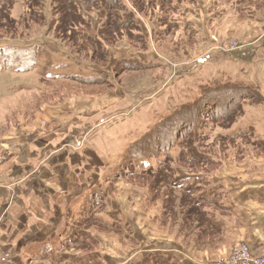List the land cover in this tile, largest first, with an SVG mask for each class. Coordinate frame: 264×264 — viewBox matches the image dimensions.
Returning a JSON list of instances; mask_svg holds the SVG:
<instances>
[{"label": "rangeland", "instance_id": "obj_1", "mask_svg": "<svg viewBox=\"0 0 264 264\" xmlns=\"http://www.w3.org/2000/svg\"><path fill=\"white\" fill-rule=\"evenodd\" d=\"M2 1L0 137L22 122L33 125L45 108H72L75 113L54 122L51 132L62 140L58 135L66 138L81 124L79 138L95 173L94 193L111 194L108 200L96 199L97 207L118 216L116 208L127 204L135 226L147 237L175 242L200 263L250 250L247 238L238 237L242 230L234 214L215 207L194 213L217 215L229 222H224L231 225L228 231L213 229L203 220L189 227L183 217L188 198L180 206L181 192L171 193L156 177L158 172L168 174L161 165L170 159L167 169L179 179L191 180L188 177L198 171H207L209 179L228 175L264 179V147L246 139L216 137L251 131L253 138L264 141V0H174L173 9L163 0H121L114 13H125L121 8L132 11L133 27H106L105 16L98 20L93 8L89 15L94 25L88 29L101 41L77 43L84 48L60 31L57 16L62 10H56L53 1L37 3L30 19L22 15L24 0H13L14 6L3 10ZM23 84L28 88L17 95ZM228 86L236 90L234 105L244 109L231 124L224 119L228 108L221 111L230 93H223L211 98L223 96L216 111L206 106L205 113L184 120L175 130L169 125L154 135L160 122L184 104ZM75 115L79 119L74 120ZM199 143L208 144L202 151ZM182 150L189 153L188 159L210 155L212 162L184 167L185 162H174ZM87 176L91 178L89 167ZM87 228L114 237L119 248H132L113 229L91 221ZM251 255L262 257L264 251Z\"/></svg>", "mask_w": 264, "mask_h": 264}, {"label": "crops", "instance_id": "obj_2", "mask_svg": "<svg viewBox=\"0 0 264 264\" xmlns=\"http://www.w3.org/2000/svg\"><path fill=\"white\" fill-rule=\"evenodd\" d=\"M21 88L17 95L28 86ZM72 113L69 107L45 108L33 125L22 122L0 137L6 154L0 165V263L207 264L175 242L147 237L127 204L116 208L118 216L96 206V199L108 200L111 194L94 193L95 173L79 138L81 124L66 138L58 135L62 140L51 132L54 122ZM173 178L179 186L186 180ZM186 189L201 202L217 198L241 226L238 237L247 238L253 253L264 251V179L228 175L200 183L192 177ZM90 221L117 231L132 248H119L114 237L90 232Z\"/></svg>", "mask_w": 264, "mask_h": 264}, {"label": "trees", "instance_id": "obj_3", "mask_svg": "<svg viewBox=\"0 0 264 264\" xmlns=\"http://www.w3.org/2000/svg\"><path fill=\"white\" fill-rule=\"evenodd\" d=\"M3 1H5L3 3ZM1 3V7L2 10L6 9L7 7H12L14 6L13 4V0H3ZM36 1V2H35ZM24 0L23 2V11H22V15L24 16L25 19H30L34 16V13L36 12V10L34 9V6L37 3H40L42 0ZM53 1V6L56 7V10L61 9V13L62 15H60V17L57 16V21L60 23V31L61 32H66L69 35V37L71 38V40L77 44H80V41L82 42L81 44L86 46L85 42L90 41V43H97L101 41V37L98 33L91 31L92 29H88L89 27L94 25V19L92 15H89V13L92 11H94V9L97 10V17L98 20H101L102 17H104V20L102 22V25L104 26H108V25H112V27L118 29H131L130 27H133V22H134V15L132 13V11H129L127 13V11L121 7V8L125 13H121V15H118L117 13H114V9H116L119 4L121 3V0H51ZM166 3H168L170 5V8H174L172 5H177L176 2L174 0H163ZM94 8V9H93ZM118 9V8H117ZM113 10V11H112ZM37 11L38 8H37ZM112 13H114V19L115 21H112L111 19V15ZM171 17V16H170ZM169 17V19H170ZM166 18H168V16L166 15ZM60 19V20H59ZM169 23H172L171 20L169 21ZM79 25V26H78ZM105 27V28H106ZM87 29V30H85ZM78 45V44H77ZM81 48V45H78ZM228 89L223 90L222 92H216L218 91L217 89H212L210 90L208 93H206V95L201 96L199 99H197L196 101L192 102L191 104H184L182 106V108L178 111L175 112V114L173 115H168L164 120H162V122H160V124L154 129V135L155 133H159L160 131H166L168 130V126L172 125V131L175 130L184 120L187 121V119H189L190 117L194 116V115H198V113L200 114V112L205 113V110H203V108L207 106V109L209 110H217L216 108L218 107V102L222 101V97H215L213 99H211L212 97L216 96V95H220L223 93H230L229 96H227V100H230L228 105L221 108V111L227 109L225 111V121L228 122L229 124H231L232 122H234V120L236 118H238L239 116H241L244 113V109L243 107L240 105V107H236L233 103V99H234V94L236 92L235 87L234 86H228ZM206 103V105H205ZM185 110V111H183ZM203 110V111H201ZM239 113L237 115V112ZM243 112V113H242ZM197 117V116H196ZM192 119V118H191ZM190 119V120H191ZM228 124V125H229ZM178 125V126H177ZM218 126H221L218 124ZM225 126V124H224ZM171 136H172V132ZM217 135L216 137L219 138H228V139H236V138H240V139H246L251 141L254 145L259 146V147H264V141H258L257 139L253 138L254 134L252 132H248V131H243L235 136H227V135ZM215 137V138H216ZM172 144H176L175 142H173ZM172 144H168L172 145ZM179 144V143H178ZM180 144H184V143H180ZM208 143H199V148H201V150H204V145H206ZM173 146V145H172ZM166 148L168 149V147L166 146ZM178 149L181 148L177 147ZM188 148L190 149L189 145ZM184 149V147H183ZM163 151V149H162ZM203 153V152H202ZM187 152L182 153L179 157H177V159L174 162H185L184 163V167L186 166L185 164H189L190 166H194L195 165H205L207 163L212 162V156L210 155H203L201 158L199 157H191L188 159V154ZM170 155V154H169ZM171 156V155H170ZM171 162H173L171 160ZM170 159L167 160L165 159L164 162L161 165V168L163 169V167H165V170L168 172L167 173H163L161 174L160 172L157 173V180H164V183L167 184L168 189L171 193H176L177 190L181 192L183 198L180 202V206H184L185 202H186V198H188V203L186 206V210H187V214L186 216L184 215L183 212H181V214L183 213V217H185V220L188 222L187 225L190 227L194 226V223L199 224L201 222V220L209 223L211 225V227L213 229H218V230H222V231H226V229H228V226L226 227L224 224V221L222 218L218 217L217 215H212L209 213H205L206 214H202V215H195L194 213L196 211H201V210H208L209 207H215L218 210H222L223 212L226 213H230V211L228 210L227 207H224V205L222 203L219 202V200L217 198H215L213 201L210 202H201L198 201L197 199L194 198L193 193L190 190L186 189V185L188 184V182L190 180H184L185 183L182 186H179V182L180 181H174V176L172 175V173H170L167 169V164L171 163ZM178 163V164H179ZM188 166V165H187ZM195 177V182H200V183H208V178H210V176H208V172L207 171H198L197 173H194L192 176L188 177V178H192ZM210 182V180H209ZM185 210V207H182ZM175 218V221L177 220V215L176 214H172ZM194 215V218H192V216ZM214 217L217 220V223H214ZM177 222V221H176ZM208 224V225H209ZM103 227H107L106 225H103Z\"/></svg>", "mask_w": 264, "mask_h": 264}, {"label": "built area", "instance_id": "obj_4", "mask_svg": "<svg viewBox=\"0 0 264 264\" xmlns=\"http://www.w3.org/2000/svg\"><path fill=\"white\" fill-rule=\"evenodd\" d=\"M236 47L232 49V51H228L227 47H222L221 50L227 51V52H233L235 51ZM235 49V50H234ZM6 159V155L3 152L0 151V164ZM251 249H240L237 251L236 256L230 257V258H224L221 260L213 261V262H207V264H264V256L262 257H254L251 255Z\"/></svg>", "mask_w": 264, "mask_h": 264}]
</instances>
